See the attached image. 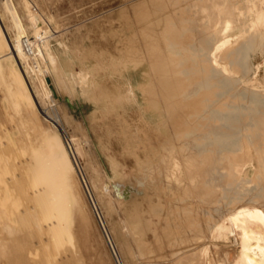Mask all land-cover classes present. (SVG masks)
<instances>
[{
  "label": "rangeland",
  "instance_id": "obj_1",
  "mask_svg": "<svg viewBox=\"0 0 264 264\" xmlns=\"http://www.w3.org/2000/svg\"><path fill=\"white\" fill-rule=\"evenodd\" d=\"M146 1L0 0V55H3L6 60L5 58L13 54L9 52L20 46L16 55L19 60L18 69L25 70L28 77L27 83L23 81L22 84L16 86L17 84L12 81L10 74V71H17L15 65L9 68L4 67L3 73H0V148L3 152L1 153L0 150V161L4 157L8 158L7 161L3 160L4 165L7 163V168L2 166L1 169L0 166V182L4 183V185L0 184V189H2V193L0 190V199L1 195H4L3 201L0 200V211H2L0 219L6 215L2 218L10 220L8 224L2 223V229L0 228V264H57L56 262L65 259L62 254L65 245L54 249V259L48 263L47 253H41L35 249V239L27 240V242L23 239H16L18 235L23 237L22 234H19L21 230L19 218L27 204L23 197L15 198L13 192L2 187L5 186V181L2 182V179H8V174H12L16 168L13 166H17L16 158L19 157L18 159L22 163L30 161L29 146L31 147L33 143L35 145L38 140L40 142V135L36 133L37 123L33 124L28 117L24 116L28 110L34 111L48 133L58 135L70 154L69 158L74 167L72 169L74 179L78 186L80 185V190L83 191L81 192L85 205L91 209L90 216L93 214L92 217H94L91 218L92 221L90 218L87 220L88 243L82 249V255L89 257L93 264H179L177 262L183 253L180 252L181 247L177 246V249L171 254L167 251L156 252L148 248L151 244L152 233L150 231L139 233L135 228L142 218L147 216L151 221L159 222V227L171 229L177 235L175 237L179 238V241L176 240L179 244L182 240H190L189 237L183 235L186 229L183 225L184 221H195L196 224L207 228L211 223L208 222L222 215L228 207L256 202L257 199L254 200L255 198L251 196L255 193L258 185H255L253 181L259 182L261 176L259 170L262 168L260 166L257 169L259 166L257 163L261 165L260 158L263 157L260 145L264 140V53H251L250 59H248L249 63H247L243 57L237 59L233 51L242 29L244 30L251 18L249 0H222L225 9H221L217 15L216 11L214 14L213 9L209 10L208 14L211 15V19L209 18L206 22L201 17L198 8L206 7L213 0H161L166 5L159 0H153L160 6L157 13L150 19H157L167 14L172 17L176 15L178 19L176 16L175 19L173 18L174 24H176L174 32L180 37H188L186 43L179 40V44L176 41V45V42L171 43L170 40L169 42L167 40L168 44H173V49L175 47L174 50L179 52L180 57L175 55L176 58L173 57L172 61L168 59L167 62L174 64L177 60V64H175L178 65L179 62L181 64L191 61L193 67L198 66L194 69L199 75H204L202 73H205L206 70L212 71V73H214L213 70L215 73L218 71L217 76L219 75L218 77L226 83L225 93L223 92V98L226 95L225 103L229 105L232 102V106L231 104L228 106L231 111L227 107L226 110L220 109L218 113L222 110L227 113L228 110V113L232 112V114L231 118L225 119L226 121L223 117L220 118L221 120L216 118L217 121L214 118L208 120L206 117L205 121V117L198 119L191 117V121L190 116L184 118L178 108L173 110L169 121L171 137L168 136V139L174 137L172 135L177 132L179 135L185 136L184 138L180 136V141L183 144L168 146V153L171 156H177V159H174L175 163L166 161L157 168H151L150 171L144 170L142 172L144 177L141 180L137 176H133L131 170L134 157L129 154V149L137 143L135 138L130 139L131 133L135 130L134 124L138 125V119L142 116V119L150 121L152 125L149 129L151 135L148 134V137H156L162 133L163 129L160 125L168 120L160 119L158 110L155 108L144 110L146 102L144 90L141 87L146 84L150 85L154 89V99L157 100L158 96L155 93L166 87L164 79L156 73L147 77L145 72L149 71L150 67L146 62L138 64V67L136 65V68L131 64L124 68L119 66V55L124 49L131 51L130 47L133 48L131 58L137 61L144 59L143 51L151 49L152 41L145 43L137 38L141 26L135 24L132 12H129L130 8L133 9L139 4L145 5ZM176 1L178 3H175ZM172 3H174L173 6ZM189 9L191 12L185 13V11H190ZM123 11L130 14L124 15L125 17L122 18L120 14ZM182 12L184 15H181V19L179 15ZM193 12H195L194 16ZM199 14L202 21L199 19ZM129 16L130 18H128ZM213 25L214 28H212ZM195 30L201 31V37H197L198 34ZM129 34L134 35L130 36ZM127 40L128 42H126ZM226 45L227 47H225ZM135 47L139 52L136 49L134 51ZM223 55L227 62L232 64L231 66L234 64L235 68L237 66L239 71H236V75H232L233 72L232 74L227 73L228 71L225 69L222 70ZM218 57H221V60H218ZM51 59H54L53 63L56 61L57 64L58 62L57 69L62 78L59 79L56 76ZM124 59L127 58L124 57ZM104 60L106 61L104 62ZM206 61L209 63L205 64ZM97 63H101V69L96 67ZM201 63H203V68ZM256 65H259V68L253 75L251 69ZM127 69L130 71L128 72ZM226 77L228 81L224 80ZM245 78L254 79V83H247ZM60 81H63L64 86L67 87L61 86ZM9 84H11L10 89ZM28 84L37 94L42 108L41 106L37 107L36 104H30L24 96L21 89H26L27 86L30 91ZM189 87H192L191 83H187L186 88ZM126 88H131L134 102L118 100L119 93H125ZM187 89L178 92L179 97L177 96V98L180 101L184 95H186L185 97L188 95V97H184L183 101H189L192 89ZM237 95L240 97L238 101ZM35 100H37L36 97ZM166 102L168 101L165 100V104ZM12 103H14L13 106ZM14 105L17 110L19 109V112L16 110L17 114H15ZM237 107H239V111H237ZM41 110L49 112L50 116H53V121L50 119V121H45L42 118ZM20 114L21 116H19ZM232 115L234 116L232 117ZM21 117L22 119L24 117L23 122ZM194 120L203 121V126L200 124V130L195 133L191 132L196 123ZM21 122L24 123L22 127ZM178 125L184 129L180 126L177 130ZM232 125L234 126L232 127ZM24 126L29 137L28 133L24 134V129H21ZM123 130L127 132L126 138L129 139L127 141H130L128 142L129 146L126 145L129 147L127 149L123 148L125 143H122L121 140ZM155 133L157 135H153ZM259 136L262 139L261 143ZM253 137L254 140L257 138L256 142ZM28 141L32 144L29 145ZM1 142L5 143H2V147ZM16 145H18V149ZM38 145L37 142L35 146ZM183 145H185L184 151L182 148L183 152L175 155L174 150L183 147ZM244 146H248V149L245 147L244 150ZM24 149H27V152ZM7 152L10 154V158L5 156ZM46 152L48 153L49 150L46 149ZM3 154L5 155L3 156ZM248 155L253 157L251 158L252 162L249 160L250 158H246ZM11 156L13 157L11 158ZM139 156L142 158L143 153L140 152ZM256 156H259V159ZM248 160L250 162L247 163ZM0 163L2 165V162ZM252 171L254 174L257 172V175H253ZM112 174L113 176H111ZM146 175L148 177L144 179ZM169 175H171L169 180L163 177ZM258 175H260L259 178ZM9 176L11 175L9 174ZM252 176H257V180H254L255 177L252 178ZM158 178H160L163 188L168 187L165 191L173 188L176 190L175 194L160 199L157 196H151L148 200L147 196L156 188L154 187L155 182L159 183ZM11 193L13 194L11 195ZM89 208H87L88 211ZM145 208H147V212H144ZM69 212L71 215L73 214V207ZM7 229L9 232L11 231L9 234ZM238 249V241L233 234H229L228 238H218L215 241L214 250L217 263L224 259V264H233L237 258ZM162 255H169L171 258L154 261L155 258Z\"/></svg>",
  "mask_w": 264,
  "mask_h": 264
},
{
  "label": "bare ground",
  "instance_id": "obj_2",
  "mask_svg": "<svg viewBox=\"0 0 264 264\" xmlns=\"http://www.w3.org/2000/svg\"><path fill=\"white\" fill-rule=\"evenodd\" d=\"M159 1H161V0H159ZM162 1H161V3H163ZM175 3H178V2L176 1ZM212 3L211 2L208 3L206 5L207 8L206 7L200 8L199 7L200 5L198 4L199 5L198 10H200L201 17L205 20V22H206V20H208L211 17V15L208 14L209 10L213 9V12L216 11V15H217V12L220 13L221 9H225L224 4H223L224 2H222V0H215V1L213 0ZM196 4H197V2H196ZM225 4H226V2H225ZM164 5H166V4H164ZM173 5H174V3H172V6ZM159 6L160 5L158 4V2L156 3L153 0H147L145 2V5L139 4V5H136V7H134L133 9L132 8L129 9V12H132L133 20L135 21V24H137V26H139V25L141 26L140 27V33H139V36L137 38L142 40L145 43L152 41L151 49L148 48L149 51L146 50V51H143L144 54L142 53L144 59L143 60L140 59L138 61L135 59H132L131 58V55H132L131 52H132L133 48L131 49V47H130L131 51H128V49L127 50L124 49V51L121 52L119 55V59H120L119 60V66L120 67L124 68V66L131 64L132 66H135V68H136V65L138 67V64H140V63L142 64L143 62H146L150 67L149 68L150 70L149 71L147 70L145 72L146 76L148 77V76H150V74L153 75L154 73H156L158 76H160L164 79V83L166 84L165 89H162L160 92L158 91L157 93H155L158 96L157 100L154 99V89H152V87H150V85L148 86V84H146V85L141 86L142 89L144 90V92H143V90L141 89L143 94H144V100L146 102L144 110L155 108L156 110H158V114H159L160 119H162V120L164 118H166V120L168 119L167 122H164L161 125H160V123H158V125H160L163 129L162 133H160L156 137L155 136L148 137L149 135H151V134H149V129H151L152 125H151L150 121H146L145 119H142V116H140L138 119V125L134 124L135 130L131 133L132 135H130L128 133L130 135V139L135 138L136 139L135 141H137L135 146L130 147L129 154H131V156L134 157V164H133V168L131 170V171H133V176L134 177L137 176L138 179H140V180L142 177H144V176H142V172L144 170L150 171L151 168H157L161 163L163 164L166 161H172L173 163H175L174 159H177V156L174 157V156H171L170 153H168L169 152L168 146H170V144H178V143L183 144V142L180 141L181 140L180 136H182V135H179L178 132L172 135L174 137H172L171 139H168V136H170L169 135V128L171 127V124L169 121H170V117L173 115V110L178 108L179 113L184 115V118H186V117L188 118V116H190L191 121H192V118L198 119V118H202V117L203 118L205 117V121L207 120V118H208V120H210L212 118H214V119L217 118L219 120L222 117L224 118V121H226L225 119L231 118V114H232V112H231V114H229L228 110L226 111L228 114L225 113L224 110H222L220 113H218V111H220V109L226 110L227 107L230 106V104L232 106V102H230L229 105H226V103H225V96L226 95H224V98H223V92L226 90V83L218 77L219 75L217 76V73L219 74L218 71H216V73H215V71L213 70L214 73H212L211 70H210L211 72H208V70L205 69L206 70L205 73H202L204 75H199L196 72L197 70L194 69V67H196V66L193 67L191 61H189V63L186 62V63H181V64L179 62L178 65H176L177 60L175 61L174 59H173L175 61L174 64L167 62L168 59H171V61H172V58L175 57V55H177L179 57V52L175 51L174 50L175 47L173 49V44H168L167 40H168V42L170 40L171 43H174L177 41L179 44V40H180V42H181V40H183L182 43L184 41H185L184 43H186V40L188 39V37H180V35H178L177 33L174 32V30L176 28V26H175L176 24H174L175 23L174 17L176 15H174V14H173L174 15L173 17L170 16V14H167V15H164L163 17H160L157 19H150V17L152 15L157 13V11H158L157 9H159ZM193 6H194V4H193ZM165 7H167V6H165ZM249 8H250V12H251L250 13L251 18L249 19L247 26L245 27L246 29L245 28H244V30L242 29V33L238 37L237 43H236V41L234 42V44L236 43L237 45L235 46V48L233 47L235 57L237 59L238 58L240 59L241 57H243V59L246 60L247 63H249L248 59H250L251 53H253V52H259L261 54L264 53V0H249ZM189 10L190 11H188V12L185 11V13L191 12V9H189ZM193 10H195V9H193ZM175 12H177V11L175 10ZM128 14H130V13H128L127 11H123L120 15L122 18H124ZM182 14H183V12L179 16H181ZM192 14L194 16L195 12H193ZM200 14H199V19H200ZM214 14H215V12H214ZM182 16H181V19H182ZM122 18H121V20H122ZM128 18H130V16ZM191 18H192V15H191ZM202 18L200 19L201 21H202ZM177 19H178V17H177ZM187 21H188V19H187ZM194 22H192V23H194ZM179 23H180V20H179ZM214 25L212 26V28H214ZM133 28H134V26H133ZM179 29H180V27H179ZM182 29H183V26H182ZM132 32H133V30H132ZM176 32H177V30H176ZM195 32L198 34L197 37H201V31L200 30L199 31L195 30ZM132 35H134V34H131L130 36H132ZM195 38H196V35H195ZM123 42H125V41H123ZM126 42H128V40ZM177 42L175 43V45L177 44ZM129 44L131 45V43H129ZM136 45H137V43H136ZM189 46H190V43H189L188 47ZM19 47L15 48L14 50H11L9 53H13V54L11 56H8V58H5L6 60H4L3 55H0V73L1 74L3 73L2 69H4V67L9 68V67L14 66V65L16 66L17 71L16 70L10 71L12 81L17 84L16 86H19V84H22L23 81H24V83L25 82L27 83V78H28L27 75L25 74V70H23V69L19 70L18 69L19 60L17 59L16 55H17V50H19ZM225 47H227V45ZM126 48H127V46H126ZM154 48H156V49H154ZM135 49H136V47L134 48V51H135ZM136 50L138 51V49H136ZM176 50H177V48H176ZM224 52H225V50L223 51V53ZM183 56L185 57V55H183ZM124 57L127 59H124ZM222 57H223L222 58V62H223L222 70L225 69L228 71L227 73L232 74V72H233L232 75H236V71H239L237 66H236V68L234 67L235 64L233 66H231L232 64L230 65L227 62L226 57H224V55ZM220 58L218 57V60ZM53 60L51 61V63H53ZM105 61L106 60H104V62ZM209 61H211V60L209 59ZM199 63H200V61H199ZM204 63L206 64L209 62L206 61ZM53 64H54L53 66H54V69H55L56 74H57L56 76L59 79L62 78L61 73L57 69L58 62L56 64V61H55ZM202 64L203 63H201V67H202ZM196 65H198V63H196ZM58 66H59V64H58ZM94 67H92V68L90 67V68L93 69ZM96 67L97 68L100 67V69H101V67H102L101 63H97ZM191 67H193V68H191ZM206 67L208 68L207 65H206ZM258 68H259V65H256L254 67L252 66L251 70H252L253 75L255 74V72L257 71ZM125 69H126V67H125ZM77 70H79V69H77ZM117 71L119 73V69ZM127 71H128V69H127ZM132 73H134V72L132 71ZM222 79H223V77H222ZM226 79H227V77L224 80H226ZM227 81H228V79H227ZM246 82L249 84H253L254 79H252V78L248 79L247 78ZM187 83L192 84V87H189L190 89H192L191 95H189V101H183V99L187 98L188 95H187V97H185L186 95H184L185 98L183 97V99L180 101L179 98H177V96L179 97L178 92L186 91ZM10 85L11 84H9V89H10ZM29 85L30 84H28V88L31 89V85L30 86ZM60 85L65 87V88L67 87L66 85L64 86L63 81H60ZM188 86H189V84H188ZM21 90L24 93V96L26 97V99L28 100V102L30 104H32V103L34 105L36 104L37 107L41 106V101H39L37 94L33 90L29 91L27 89V86H26V89L22 88ZM7 91L10 92L9 90H7ZM125 91H126L125 93H119L120 95L118 96V100H121V101H124V100L128 101L129 100V101L134 102L135 99H134V95L132 93L131 88H126ZM135 91H136V89H135ZM186 94H187V92H186ZM229 95L230 94L228 93V96ZM239 95H241V94H239ZM174 96H176V97H174ZM182 96L183 95L181 94V97ZM35 97L37 98V100H35ZM238 98H240V97L239 96L237 97V101H238ZM67 99H69V97H67ZM242 99H243V97H242ZM136 100H138V99H136ZM165 100L168 101V102H166V104H165ZM68 102H70V101H68ZM136 103H138V102L136 101ZM13 104L14 103H12V106H13ZM237 105H238V103H237ZM41 108H42V106H41ZM238 108L239 107H237V111H239ZM241 108H242V106H241ZM14 109H15V111L17 110V107L15 105H14ZM229 109L231 111V108H229ZM234 110H233V112H234ZM17 111L19 112V109ZM17 111L15 114H17ZM126 112H128V111H126ZM41 113H43L42 118L45 121H50V120L53 121L52 120L53 116L51 117L50 116L51 114H49V112L43 110ZM152 113H154V112H152ZM218 115L220 117H217ZM19 116H21V114ZM24 116L28 117L33 122V124L37 123L36 125H37L38 130L36 133H38V135H40V142H39V140L37 141L39 143V145L35 146L37 144V142L35 145H34V143L32 144L31 142H29L30 141V138H29V141H28L30 143L29 145L32 144L31 147L29 146V148H30L29 149L30 150V154H29L30 155V161L27 160V162L22 163L18 159L19 157H17L16 158L17 166H13V164H12V166L16 167V168L14 169L12 167L14 169V171L12 174L9 173L11 176H9V174H8V179H5V178L2 179V182L5 181V186H2V187L5 190L13 192L14 193L13 196L15 198L16 197H23L26 201V204H27L25 210L22 211V215H20V218H19V222L21 225V230H20L19 234H22L23 237L18 235V236H16V239L17 240L23 239L26 242H27V240L29 241L30 239H35V241H34V246L36 247L35 249L39 250V252H41V253H47V257L49 258L47 260L48 263L54 259V249L56 247H60V246L65 245L63 248V251H62L63 257H65V259H63V261L56 262L57 264H93V262L91 261V259L89 257H84L82 255L83 254L82 249H83L84 245L86 246L88 243V234L86 231L87 220H89V218L91 219L94 217H92L93 214H91V216H90L89 212L91 209L88 207V205H85L83 194H82L83 191L80 190V188H79L80 185L78 186L77 181L74 179V176L72 173V171H73L72 169L74 167L72 166L70 158H69L70 154H68L66 148L64 147L65 145H63V143H62L63 141H61V139L58 137V135L56 133H48V131L43 128L41 120H39V117L38 118L36 117V115L34 114V111L28 110V111H26ZM233 116L234 115H232V117ZM20 119H22V117ZM217 119H216V121H217ZM166 120L164 119L163 121H166ZM18 121H19V119H18ZM23 121H24V117L22 119V122ZM182 121H183V119L181 120V122ZM22 122L20 123V125L22 124L21 127L24 124ZM181 122H179V123H181ZM185 122H187V121H185ZM195 122L196 123H195L194 129H191V132H193V133L199 131L201 128V125L203 124V121H201V120H199L198 122L197 121H195ZM175 126H176V124H175ZM178 126L179 127H176L177 130L180 128L181 125H178ZM188 126H189V123H188ZM233 126L234 125H232V127ZM26 128L28 130V127H26ZM126 128H128V127H126ZM182 128L184 129V127H182ZM189 128H190V126H189ZM189 128H188V130H189ZM21 129H24L23 130L24 134L28 133L27 131H25V126ZM128 130H129V128H128ZM6 131H7V129H6ZM6 131H5V134H6ZM234 131H235V129H234ZM200 132H202V131H200ZM185 133H186V131H185ZM193 133H190V134H193ZM263 133H264V131H263ZM126 135H127V132L123 130V133L121 132V138H122L121 140H122V143H125V146L123 147L124 149L129 148L128 142H130V141H127L129 139L126 138ZM153 135H157V133H155ZM29 136L30 135L28 133V137ZM253 136H255V134H253ZM256 136H258V135H256ZM197 137H198V135H197ZM250 137H251V135H250ZM259 138H260V136H259ZM17 139H19L21 141V139L19 137H17ZM194 139H195V137H194ZM256 139L257 138H255V140H254V137H253V140L255 142H256ZM169 140H170V143L168 144ZM182 141H184V140H182ZM261 141H262V139L260 138V143H261ZM2 143H4V142H1V147H2ZM8 143H9V141H8ZM10 143H11V141H10ZM4 144H3V146H4ZM24 144H25V142H24ZM127 144H128V146L126 147ZM12 145H11V147H12ZM17 146L18 145H16V148H17ZM22 146H23V144H22ZM27 146H28V144H27ZM184 146L185 145H183V147H180L177 150H174L175 155L181 154L180 152H183L185 149ZM20 147H21V143H20ZM245 147L248 149V146H244L243 149ZM260 147L262 149L261 153L263 152V157L260 158L262 163H261V165H260V163H257L258 161L256 163L259 165L257 169H259L260 166L262 167L259 170V172L261 171V176L258 175V178L260 176L259 182L257 181L258 183H256V181H253L255 185H257V184L258 185L256 186L255 193H253L251 196V197L255 198L254 200L257 199L256 202H252V203L248 202V203H245L242 205L228 207L223 212L222 215H219L214 220L209 221L208 223H210V222L211 223L209 224V226L207 228H203L202 225L196 224L195 221H192V222L184 221L183 225L186 227V229H185V232L183 235H184V237H189L190 240L189 241L182 240L179 244L176 242V240L179 241L178 240L179 238L175 237L177 235H175L171 229L159 227L158 226L159 222H157V221L153 222L146 216V217L142 218L141 221H139V223L136 225L135 228L137 229V231L139 233H145L147 231H150L152 233V239L150 241L151 244H149L148 248L151 250H154L156 252L167 251L169 254H171L172 252H174L177 249V246L181 247L180 252H183V253L181 254V259L177 262L179 264H224L223 263L224 259L221 262L217 263V259L214 255L215 254L214 253L215 241L218 238H228L229 234H233L235 236L236 240L238 241V248H239L237 258L234 260L233 264H264V140L262 141V144L260 145ZM5 148H6V146H5ZM13 148H12V150H13ZM182 148H183V151H182ZM46 149L49 150L48 153L46 152ZM0 150H1V148H0ZM14 150H16V149H14ZM19 150H21V149H19ZM8 151H10V150H8ZM25 151L27 152V149ZM140 152L143 153L142 158L139 156ZM1 153H3L2 150H1ZM9 153H12V152H9ZM246 153H247V151H246ZM6 154L7 155L3 154V156L4 155L7 157L10 156V154H8V152ZM12 157L13 156H11V158ZM256 157H257V159H259V156H256ZM246 158L247 159L250 158L249 160L252 162L251 158H253V157H251V156L249 157V155H248V156H246ZM7 159H6V157H4L3 160L7 161ZM23 159H24V157L22 158V160ZM3 160L0 161V162H2V165H0L1 169H2V166H6V164H7L6 163L4 165L5 162L3 163ZM16 160H14L15 161L14 163H16ZM249 160L246 162L247 163L250 162ZM255 161H256V159H255ZM8 162L10 163L11 161L9 160ZM18 162H19V164H18ZM115 162H117V161H115ZM6 168H7V166H6ZM12 168H10V170ZM254 169L255 168L253 167V170ZM257 169H256V171H257ZM10 170L8 169L9 172H10ZM252 173H253V171H252ZM114 174H116V173H114ZM253 175H257V172H255V174L253 173ZM111 176H113V174ZM248 176H251V175H248ZM147 177H148V175H146V177L144 179H146ZM163 177L165 179L169 180L171 175H169L168 177L167 176H163ZM253 177H255V176H252V178ZM256 178H257V176L254 178V180ZM158 181H159V183L155 182V185H154V187H156L155 190L150 192L149 196H147L148 200H150L151 196H157L158 199H160V198H168V197H171L175 194L174 192L176 190H174L173 188H169L168 190L165 191V189H167L168 187H165V188L162 187L160 178H158ZM0 184H1V182H0ZM2 184L4 185V183H2ZM0 190L2 193V189H0ZM13 193H11V195ZM2 197H4V195H1V199H0L3 201ZM6 200H10V199H6ZM8 202H10V201H8ZM3 203H5V202H3ZM71 207H73V214L72 215L69 212ZM87 208H89V211ZM147 211H148L147 208H145L144 212H147ZM0 212H2V211H0ZM5 216L6 215H4L2 217H5ZM2 217L0 219V228L1 229H2V226H1L2 223L8 224V222H10V220H7V218H2ZM91 221H92V219H91ZM93 222H94V220H93ZM6 231L8 232V234L11 232V231L9 232L8 229ZM141 236H143V234H141ZM221 244H223V243H221ZM188 245H190V246H188ZM218 254H219V251H218ZM219 255H218V257H219ZM170 258L171 257H169V255H167V256L162 255V256L155 258L154 261H156V260L157 261L158 260H168Z\"/></svg>",
  "mask_w": 264,
  "mask_h": 264
},
{
  "label": "built area",
  "instance_id": "obj_3",
  "mask_svg": "<svg viewBox=\"0 0 264 264\" xmlns=\"http://www.w3.org/2000/svg\"><path fill=\"white\" fill-rule=\"evenodd\" d=\"M27 51H28V49H27Z\"/></svg>",
  "mask_w": 264,
  "mask_h": 264
}]
</instances>
